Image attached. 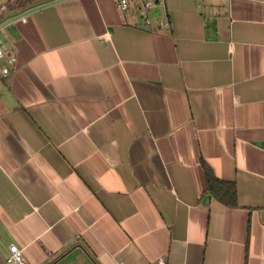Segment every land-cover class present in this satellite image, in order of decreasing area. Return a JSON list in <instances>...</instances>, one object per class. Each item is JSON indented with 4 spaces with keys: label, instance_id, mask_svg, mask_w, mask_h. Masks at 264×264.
Returning <instances> with one entry per match:
<instances>
[{
    "label": "crops",
    "instance_id": "obj_1",
    "mask_svg": "<svg viewBox=\"0 0 264 264\" xmlns=\"http://www.w3.org/2000/svg\"><path fill=\"white\" fill-rule=\"evenodd\" d=\"M162 1L0 20V264H264V0Z\"/></svg>",
    "mask_w": 264,
    "mask_h": 264
},
{
    "label": "built area",
    "instance_id": "obj_2",
    "mask_svg": "<svg viewBox=\"0 0 264 264\" xmlns=\"http://www.w3.org/2000/svg\"><path fill=\"white\" fill-rule=\"evenodd\" d=\"M139 11L143 17V22L145 25L149 26L153 23L149 12L158 5L163 4L162 0H139ZM116 6L119 10H129L131 7L132 0H115ZM26 20V17H22ZM158 24L161 28H166L170 26V21L168 18H163L158 20ZM4 26L0 24V31ZM6 60V63L0 67V71L3 76H7L12 72V69L18 62V56L16 52L10 51V46L6 41L0 36V62ZM8 264H29L28 260L25 258L22 248L15 242L9 244V253L7 255ZM160 264H164V260H160Z\"/></svg>",
    "mask_w": 264,
    "mask_h": 264
},
{
    "label": "trees",
    "instance_id": "obj_3",
    "mask_svg": "<svg viewBox=\"0 0 264 264\" xmlns=\"http://www.w3.org/2000/svg\"><path fill=\"white\" fill-rule=\"evenodd\" d=\"M32 0H9L0 10V13L13 9L15 7H27V4ZM34 5V4H32ZM2 7V6H1ZM1 9V8H0ZM208 182V193L215 196L218 200L229 206L238 205V191L235 182L225 181L218 178L213 169L207 162L203 161Z\"/></svg>",
    "mask_w": 264,
    "mask_h": 264
},
{
    "label": "water",
    "instance_id": "obj_4",
    "mask_svg": "<svg viewBox=\"0 0 264 264\" xmlns=\"http://www.w3.org/2000/svg\"><path fill=\"white\" fill-rule=\"evenodd\" d=\"M8 1H9V0H0V8H1V6L5 5ZM40 1H42V0H32L31 2H29V3L27 4V6H30V5H32V4H34V3H38V2H40ZM19 9H20V7H15V8H13V9H10V10H8V11H5V12L1 13V14H0V20L3 19L8 13H14L15 11H17V10H19Z\"/></svg>",
    "mask_w": 264,
    "mask_h": 264
},
{
    "label": "rangeland",
    "instance_id": "obj_5",
    "mask_svg": "<svg viewBox=\"0 0 264 264\" xmlns=\"http://www.w3.org/2000/svg\"><path fill=\"white\" fill-rule=\"evenodd\" d=\"M2 8H4V6H2L0 10H2ZM0 22H1V21H0Z\"/></svg>",
    "mask_w": 264,
    "mask_h": 264
}]
</instances>
